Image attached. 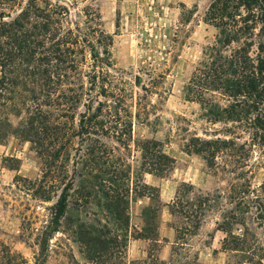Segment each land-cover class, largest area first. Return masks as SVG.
<instances>
[{
    "label": "rangeland",
    "instance_id": "rangeland-1",
    "mask_svg": "<svg viewBox=\"0 0 264 264\" xmlns=\"http://www.w3.org/2000/svg\"><path fill=\"white\" fill-rule=\"evenodd\" d=\"M15 1L8 0L2 6L5 22L15 21L28 4L51 12L58 9L60 22L55 36L72 43L80 41L77 46H71L76 51L79 69L89 70L95 65L94 51L101 57L105 51L110 53L111 67L106 68L111 73L110 82L131 93L128 103L132 107L133 127L120 128L119 132L111 130L108 132L110 138L101 137L110 149H115L113 160L120 161V173L129 175L131 171L130 188L136 187L138 192L145 185L156 187L160 192L164 188L168 196L175 193L171 199L173 203L180 185L187 183L196 191L190 192L186 201H194L199 191L211 200L212 207L204 217L205 228L196 238L184 236V231L176 234L178 243L170 261L160 259V245L153 242L148 247V258L138 261L114 252L109 264L121 261L123 264H249L247 260L256 264L263 260L264 264V146L252 142L249 145V135L237 141L238 145L248 143L245 150L239 151L248 161L242 169L245 173L242 177L228 173L226 156L220 155L217 171L210 169L201 156L184 149L195 137L207 138L205 134H221V138H227L226 125L207 122L202 117L201 105L189 101L186 91L205 47L213 44L218 35L216 27L208 22L212 0ZM160 74L166 78L158 90L160 94L150 95L143 101L146 110L141 107V118L136 120L142 87L149 86L151 77ZM98 100L114 105L103 96ZM84 102L76 112V125L80 123V114L86 111ZM102 120L107 121L106 118ZM125 137L127 142H123ZM145 140L161 142L165 152L175 160L173 171L164 178L144 172L141 148ZM89 146L90 143L75 139L44 184L51 168L48 156L16 138L0 144V243L22 255L28 264H36L38 260L41 264H97L88 260L85 249L76 241L72 224L74 218L80 216L86 221L85 214L97 211L94 206H84L78 189V175L85 171ZM71 181L75 184L70 192L67 214L59 231L50 234L47 240L44 232L52 219L51 209ZM51 183H56L54 188ZM156 191L145 192L157 196ZM161 199L164 207L160 222L169 220L171 226L178 224L179 219L172 216L171 208L165 207L166 198ZM146 207L155 208L156 203L149 198H132L133 229L144 225L142 213ZM99 218L104 220L102 216ZM245 228L248 243H234L229 233L241 239ZM216 230L223 233L220 250L227 255L203 256L199 260L198 254L211 246ZM133 235L136 236L137 231L133 230ZM118 246L125 252L124 243Z\"/></svg>",
    "mask_w": 264,
    "mask_h": 264
},
{
    "label": "trees",
    "instance_id": "trees-1",
    "mask_svg": "<svg viewBox=\"0 0 264 264\" xmlns=\"http://www.w3.org/2000/svg\"><path fill=\"white\" fill-rule=\"evenodd\" d=\"M5 2L8 0H0V144L16 138L48 156L51 168L43 181L46 184L54 174L52 169L75 139L90 143L85 171L78 175V189L84 206H94L97 211L85 214L86 221L80 216L72 221L76 241L85 249L89 261L109 264L114 252L127 254L134 196L156 203L155 208L143 210L144 228L138 237L158 243L164 207L160 189L150 185L143 186L140 192L136 187L131 189V171L129 175L120 173V161L113 160L115 149H110L101 137L110 138L111 130L119 132L120 128L133 127L132 107L128 103L131 93L110 82L111 73L106 69L111 67L110 53L105 51L101 57L94 51L95 65L89 70L79 69L76 51L71 46L80 41L72 43L55 36L59 31L58 9L51 12L28 4L15 21L5 22L2 8ZM208 22L216 27L218 35L202 53L186 89L187 98L201 105L202 117L207 122L226 125L227 138L205 134L207 138L195 137L184 149L201 156L210 169L217 171L220 155L226 156L228 173L242 177L248 161L239 151L245 150L248 143L238 145L237 141L249 135V145L252 142L264 146V0H212ZM165 79L163 74L151 77L150 85L142 87L136 120L141 118V107L146 110L143 101L150 95H159ZM101 96L114 105L99 101ZM83 101L86 111L80 114V123L76 125V112ZM127 141L125 137L123 142ZM141 149L145 173L164 178L173 171L176 162L161 142L145 140ZM55 184L51 183V187ZM74 184L71 181L64 187L51 209L52 219L44 232L47 240L61 227ZM156 190L157 196L145 192ZM194 191L192 184H181L175 200L167 205L172 216L179 219L178 224H173L177 234L184 231V236H195L212 207L211 200L203 197L201 191L194 201H186L187 195ZM244 230L241 239L228 232L230 239L234 243H248L245 238L248 230ZM118 243H124L125 252ZM246 263L256 264L253 260ZM0 264L28 263L22 255L0 243ZM36 264L41 263L38 260Z\"/></svg>",
    "mask_w": 264,
    "mask_h": 264
},
{
    "label": "crops",
    "instance_id": "crops-1",
    "mask_svg": "<svg viewBox=\"0 0 264 264\" xmlns=\"http://www.w3.org/2000/svg\"><path fill=\"white\" fill-rule=\"evenodd\" d=\"M164 188H162V192H161V198L163 197V199L166 202L165 207H169L167 205H170L171 203V199L173 198L172 196H168L166 193H164ZM143 228L144 225H138L136 226V229H133V227L131 226V231H130V240L128 243V247H127V257L129 259H133V260H144L146 258L149 257V249L148 247H150V244L153 243L154 241L152 240H148L145 238H140L138 237L139 233L143 232ZM205 228V225H202V227L200 228V230L198 231V233L194 236V238L198 237L199 232H201L203 229ZM133 230L134 232L137 231V235L134 236L133 235ZM176 231L173 228V226L170 225V221L167 220L166 222L164 221V223L162 222L160 224V228H159V238H158V245H160V252H159V257L162 261L164 262H168L171 260V258L173 257V249L174 246L177 244L176 243ZM223 235V233L220 230H216L214 231V236H213V240H212V244L210 247L205 248V250H202L199 254H198V259L201 260L203 258V256H206L207 258L209 256L213 257H221V256H226L227 254L225 252H222L220 249V246L222 244V240H221V236ZM223 239V237H222ZM156 243V242H155ZM210 253H212V255H210Z\"/></svg>",
    "mask_w": 264,
    "mask_h": 264
}]
</instances>
